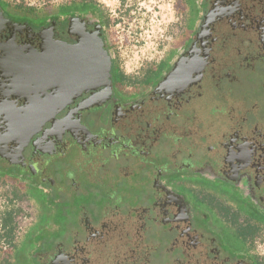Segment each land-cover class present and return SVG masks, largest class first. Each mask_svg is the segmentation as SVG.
<instances>
[{"label":"flooded vegetation","instance_id":"obj_1","mask_svg":"<svg viewBox=\"0 0 264 264\" xmlns=\"http://www.w3.org/2000/svg\"><path fill=\"white\" fill-rule=\"evenodd\" d=\"M3 5L0 175L16 197L44 198L28 199L21 237L33 240L32 264H264L253 249L264 232V0H175L185 16L175 56L160 75L168 53L133 76L96 12L33 24ZM97 40L107 82L24 140L13 118L49 114L53 93L12 69Z\"/></svg>","mask_w":264,"mask_h":264},{"label":"rangeland","instance_id":"obj_2","mask_svg":"<svg viewBox=\"0 0 264 264\" xmlns=\"http://www.w3.org/2000/svg\"><path fill=\"white\" fill-rule=\"evenodd\" d=\"M4 1L7 5H3V8L13 17L26 18L28 20L37 18L35 22L32 20L33 24H39L42 19H55L59 15H69L71 13L89 15L91 12H96L98 19L105 23L103 27L106 30L110 29L113 37L117 34L118 40L123 42V47H120V43H114L113 53L118 58L122 70L128 75H135L143 67L163 59L168 53L165 62L158 70L157 74L160 75L162 70L168 68L170 60L176 54L177 47L170 49L175 43V37L181 31L179 24L180 13L174 7L175 0ZM125 39L131 40L127 47L125 46ZM254 83H248L247 89L249 91ZM3 180L4 178L0 176V182ZM3 188L5 189V186ZM26 195L31 203H34L35 208H38L37 206L43 208L44 198L30 192H27ZM19 198L22 201L17 206L28 211V216L25 220L27 222L26 225H28L33 218L34 208L26 196L22 195ZM9 219L11 218L9 217ZM32 230L37 233L36 227ZM24 239L25 237L21 239L16 250L17 257H20L16 264H32L30 260L31 251L34 250L35 246L31 236L26 237L28 240ZM225 239L231 246H237L236 242L232 240L233 238L225 236ZM257 239L255 244L254 241L256 239L253 241V247L260 258V255L262 256L264 253V232ZM258 245H260V248H257Z\"/></svg>","mask_w":264,"mask_h":264},{"label":"water","instance_id":"obj_3","mask_svg":"<svg viewBox=\"0 0 264 264\" xmlns=\"http://www.w3.org/2000/svg\"><path fill=\"white\" fill-rule=\"evenodd\" d=\"M50 53L44 50L29 65L12 69L18 84L26 87L28 83L33 85L34 90H50L53 93L46 99L53 108L49 114L36 113L30 109L13 118L12 126L26 133L24 140H28L37 128L56 115L54 108L65 105L81 92L103 86L109 77L111 60L101 40H97L94 47L91 42L84 41L71 48L56 49Z\"/></svg>","mask_w":264,"mask_h":264},{"label":"crops","instance_id":"obj_4","mask_svg":"<svg viewBox=\"0 0 264 264\" xmlns=\"http://www.w3.org/2000/svg\"><path fill=\"white\" fill-rule=\"evenodd\" d=\"M183 17L182 14H180V21H179L180 22L179 24L181 26L180 29H182V26H184L183 24L185 22V16ZM103 26H105V23H103ZM175 44L176 43H174L170 49L175 48L176 47ZM116 59L118 61V69L125 75L129 76L125 71L122 70L121 64L117 57ZM15 211H16L15 208L5 209L4 212L2 207L0 209V264H16L18 262V259H20V257L19 256L17 257L16 255V250L20 244L19 242L21 241V236L25 234L27 227L25 228V230L23 231L20 237L17 238L15 237V225L12 221V215ZM9 217L11 219H9ZM6 247L8 248V250L6 249Z\"/></svg>","mask_w":264,"mask_h":264},{"label":"built area","instance_id":"obj_5","mask_svg":"<svg viewBox=\"0 0 264 264\" xmlns=\"http://www.w3.org/2000/svg\"><path fill=\"white\" fill-rule=\"evenodd\" d=\"M104 31L107 33L106 41L110 44L113 48L114 43H120L123 47V42H120L117 38V34L113 37V33L110 29L106 30L104 27ZM130 35V34H129ZM125 46L127 47L128 44L131 42L129 39H125ZM124 46V47H125ZM5 186V189L3 188ZM20 197V196H19ZM19 197H16L13 191L12 183L10 181L3 180L0 182V209L3 208V212L5 209L15 208L16 211L12 215V221L15 225V237H19L26 228L27 222H25L26 217L28 216L26 209H20L17 205L20 201H22ZM258 239L254 241V244L257 242ZM264 243V242H263ZM260 248V245L257 246ZM8 250V248L6 247ZM260 254V253H259ZM263 256V257H262ZM260 255V258L264 261V253Z\"/></svg>","mask_w":264,"mask_h":264}]
</instances>
